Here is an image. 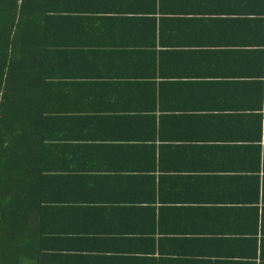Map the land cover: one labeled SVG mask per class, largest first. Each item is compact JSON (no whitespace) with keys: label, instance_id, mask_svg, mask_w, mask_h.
I'll use <instances>...</instances> for the list:
<instances>
[{"label":"crops","instance_id":"crops-1","mask_svg":"<svg viewBox=\"0 0 264 264\" xmlns=\"http://www.w3.org/2000/svg\"><path fill=\"white\" fill-rule=\"evenodd\" d=\"M30 9L42 178L24 264H264V0Z\"/></svg>","mask_w":264,"mask_h":264},{"label":"trees","instance_id":"trees-1","mask_svg":"<svg viewBox=\"0 0 264 264\" xmlns=\"http://www.w3.org/2000/svg\"><path fill=\"white\" fill-rule=\"evenodd\" d=\"M40 24L30 0H0V264H24L39 225L40 148L25 107L39 85Z\"/></svg>","mask_w":264,"mask_h":264}]
</instances>
